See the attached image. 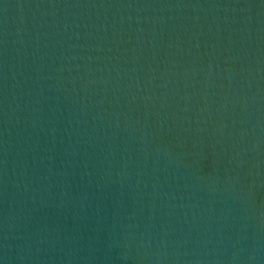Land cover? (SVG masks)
<instances>
[{
	"label": "water",
	"instance_id": "water-1",
	"mask_svg": "<svg viewBox=\"0 0 264 264\" xmlns=\"http://www.w3.org/2000/svg\"><path fill=\"white\" fill-rule=\"evenodd\" d=\"M0 264H264V0H0Z\"/></svg>",
	"mask_w": 264,
	"mask_h": 264
}]
</instances>
